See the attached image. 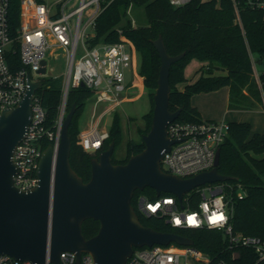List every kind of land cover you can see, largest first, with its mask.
<instances>
[{"label": "trees", "instance_id": "16d2710c", "mask_svg": "<svg viewBox=\"0 0 264 264\" xmlns=\"http://www.w3.org/2000/svg\"><path fill=\"white\" fill-rule=\"evenodd\" d=\"M42 1V0H38ZM237 9L232 0H191L181 7H174L170 0H104L103 11L96 21V37L89 41L91 46L99 43L113 44L124 41L139 54V75L149 91L151 112L144 116L147 134L152 126L154 94L158 88L161 60L153 42L160 36L169 55L186 53L185 57L172 65L170 70L171 96L169 108L172 112L182 109L177 122L199 123L204 121L198 108L193 106V96L201 93L229 89V110H255L262 108L264 94V8L253 9L248 0H237ZM21 0H9L8 18L12 31L20 24ZM137 9L143 10L141 17L130 15ZM144 16V17H143ZM143 17V18H142ZM135 22V23H134ZM201 67L197 79L189 81L185 71L192 61ZM12 61L20 67L19 57ZM259 71V80L255 77ZM41 87L35 98L46 111V125L54 130L63 97V80L48 77L40 81ZM93 93L86 87L73 89L68 98L67 112L73 105L76 113L69 127L72 142L70 163L73 170L89 182L92 176L91 161L99 153L86 152L79 144L77 121ZM229 132L220 145L219 172L232 177L224 183L226 200L230 209V224L234 231L249 236L264 238V134L252 133L248 122H228ZM123 131L118 114L114 115L109 129V139L103 150L112 142L115 151L122 142ZM52 142L42 143L44 151ZM145 143L127 144V156L115 164L126 163L133 155L141 153ZM115 154V152H114ZM150 200L159 197L147 188L136 191L132 205L145 227L158 232L176 233L194 241L193 246L212 260H227L230 264H264L258 262L250 249H240V259L233 260L227 250L224 235L209 229H177L159 216H145L138 210V199ZM174 196L163 193L160 197ZM202 196L194 190L185 196L184 206L197 209ZM100 229L98 221L89 219L83 223V235L90 239Z\"/></svg>", "mask_w": 264, "mask_h": 264}, {"label": "built area", "instance_id": "2783aa9c", "mask_svg": "<svg viewBox=\"0 0 264 264\" xmlns=\"http://www.w3.org/2000/svg\"><path fill=\"white\" fill-rule=\"evenodd\" d=\"M104 0H55L48 5L45 0H21L20 24L12 31L8 18L9 0H0V116L3 110L16 107L29 88V80L40 74L42 61L53 47L65 53L67 73L63 81V97L54 130L46 125V111L34 97L32 119L27 133L17 146L13 161L17 168L15 186L30 191L39 185L38 167L43 153L42 143L48 139L57 147L60 142L63 121L67 114L69 94L73 89L86 87L93 93L90 126L79 135V144L92 154L100 153L109 139L106 119L112 117L131 89L134 73V53L124 42L99 43L91 46L96 37V21L103 11ZM237 9V0H232ZM191 0H170L174 7H181ZM253 9L264 8V0H248ZM17 55V68L13 56ZM259 80V71L255 68ZM264 109V94L262 95ZM169 136L176 140L164 154L163 169L181 178H191L213 169L216 152L225 141L229 125L226 121H202L199 123L173 122L168 126ZM202 196L197 209H182L175 196L150 200L138 199V210L145 216H159L177 229H209L224 235L227 250L233 260L240 259V249H250L258 262L264 260V238L234 231L230 224L229 203L224 183L208 184L196 189ZM171 200L172 203H168ZM185 200V197H184ZM183 200V205H184ZM148 204H159L156 212H150ZM207 204L208 211L201 207ZM196 214L199 226L189 225V216ZM222 214L223 219L210 226L209 217ZM179 220V223L176 220ZM61 264H95L89 253L80 259L76 252L60 255ZM0 264H37L16 260L9 255L0 256ZM44 264H54L48 251ZM127 264H230L225 259L212 260L194 246L154 245L135 248Z\"/></svg>", "mask_w": 264, "mask_h": 264}, {"label": "water", "instance_id": "95a60500", "mask_svg": "<svg viewBox=\"0 0 264 264\" xmlns=\"http://www.w3.org/2000/svg\"><path fill=\"white\" fill-rule=\"evenodd\" d=\"M161 60L158 88L154 94L152 126L142 135L145 149L115 164L116 143L101 151L91 161L89 182L73 170L70 163L72 142L69 127L76 106L66 114L60 142L49 145L42 153L39 167V185L30 191L15 186L17 168L13 157L24 139L32 119V104L41 83L29 80V88L22 101L14 108L5 109L0 116V256L44 264L49 251L51 261L60 263L64 252H76L80 259L89 253L95 264H127L135 248L154 245L193 246L194 241L176 233L158 232L145 227L133 205L136 191L153 189L157 196L174 195L184 208V197L199 187L225 183L232 177L219 172L221 150L216 152L212 170L191 178H181L163 169L164 154L176 143L169 136L168 126L175 122L182 109L169 108L172 65L186 53L172 56L160 36L153 42ZM47 60L42 61L40 74L47 75ZM100 223L97 235L86 239L83 223Z\"/></svg>", "mask_w": 264, "mask_h": 264}, {"label": "rangeland", "instance_id": "374dc122", "mask_svg": "<svg viewBox=\"0 0 264 264\" xmlns=\"http://www.w3.org/2000/svg\"><path fill=\"white\" fill-rule=\"evenodd\" d=\"M48 5L52 4L55 0H45ZM209 1V0H205ZM134 20L143 15L142 9H137L135 12L130 14ZM144 17V16H143ZM142 17V18H143ZM135 23V22H134ZM47 60V75L44 77L35 78L37 81H41L44 78L54 77L60 78L64 81L67 73L65 53L62 49L58 47H53L51 51L46 54ZM139 65L140 58L139 54L135 51L134 53V81L131 84V89L127 94L126 100L122 106L114 112L112 117L106 119V129H110L111 124L114 120V115L118 114L121 120V126L123 131V139L117 150L115 151L114 157L117 160L125 159L127 156V144L129 142H139L141 141L142 135H144V130L146 128V121L144 116L148 115L152 110V105L150 102L149 91L144 84V77L139 75ZM199 62L192 61L186 71V77L191 81L194 74L197 71ZM216 94L217 102L213 104L212 95L217 92L201 93L193 96L192 102L194 104H200L206 108L214 109V111L219 112L218 114L223 116L226 109L225 99L223 97L224 88L219 90ZM210 95V96H209ZM93 99L87 101L86 106L78 118L77 127L79 135L82 131L87 130L90 126V117L92 113ZM213 106V108H212ZM228 107V106H227ZM68 113V112H67ZM217 114V115H218ZM227 122H248L251 124L252 133L264 134V109L259 108L255 110H236L231 111L227 117Z\"/></svg>", "mask_w": 264, "mask_h": 264}, {"label": "crops", "instance_id": "0c3cea01", "mask_svg": "<svg viewBox=\"0 0 264 264\" xmlns=\"http://www.w3.org/2000/svg\"><path fill=\"white\" fill-rule=\"evenodd\" d=\"M201 67V64L199 63V66H198V68H197V71L199 70V68ZM197 71H196V73L194 74V77H193V79L195 80V79H197L198 78V74H197ZM226 91L224 92V94H223V97H224V101H225V105H226V109H225V111H224V113H223V116L221 115H219L218 113L219 112H216V111H214V109H211V108H206V107H204V106H202V105H198V104H194L193 102H192V104H193V106H195V107H197L198 108V110H199V112L201 113V116H202V119L203 120H205V121H226L227 122V117L229 116V113L231 112V111H236V110H229L228 109V102H229V89L228 88H224ZM218 92H220V91H217V92H215V93H213V95H212V101H213V104L214 103H216L217 102V100H216V98H217V96H216V94H218ZM210 96V95H209ZM212 108H213V106H212ZM218 114V115H217Z\"/></svg>", "mask_w": 264, "mask_h": 264}, {"label": "clouds", "instance_id": "9594fccd", "mask_svg": "<svg viewBox=\"0 0 264 264\" xmlns=\"http://www.w3.org/2000/svg\"><path fill=\"white\" fill-rule=\"evenodd\" d=\"M168 203H172V201L169 200ZM158 207H159V204H156V205L148 204V205H147L148 210H149L150 212H153V213L156 212V210H157ZM201 207L205 210V212L208 211V206H207V204H204V205H202ZM195 216H196V214L193 213L191 216H189V218H195ZM221 216H222V214H216V213H214L212 216H210V217H209L210 226H211V224L213 223V221H214L215 219H217L218 217H221ZM222 217H223V216H222ZM189 218H188V219H189ZM177 221H179L178 218H177L176 222H177ZM177 223H178V222H177ZM189 225H191V226H199V224H198L196 221H195V223H191V222H189Z\"/></svg>", "mask_w": 264, "mask_h": 264}, {"label": "snow or ice", "instance_id": "6c2138e0", "mask_svg": "<svg viewBox=\"0 0 264 264\" xmlns=\"http://www.w3.org/2000/svg\"><path fill=\"white\" fill-rule=\"evenodd\" d=\"M222 219H223V217L221 216V217H218L217 219H215L213 222H216V221L222 220ZM177 222L179 223V221H177ZM189 222L195 223V219L194 218H189Z\"/></svg>", "mask_w": 264, "mask_h": 264}]
</instances>
